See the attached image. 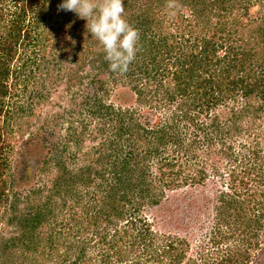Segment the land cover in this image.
I'll list each match as a JSON object with an SVG mask.
<instances>
[{
    "label": "trees",
    "instance_id": "obj_1",
    "mask_svg": "<svg viewBox=\"0 0 264 264\" xmlns=\"http://www.w3.org/2000/svg\"><path fill=\"white\" fill-rule=\"evenodd\" d=\"M62 2L0 0V207L7 205L6 222L16 231L0 240V264L19 258V264H183L188 241L154 229L145 212L180 184L203 185L199 164L182 178L187 167L178 155L197 161L200 153H226L225 137L239 136L247 116L264 107L253 102L264 101V63L259 72L251 67L264 46V16L251 30L254 18L243 21L250 6L264 8V0H176L174 8L167 0H125V18L139 30L140 42L121 76L109 70L87 21L58 12ZM55 72L66 78L65 98ZM36 78L41 84L49 79L50 90H58L54 97L68 105L53 102L56 109L25 126L31 131L17 164L24 169L32 148L40 158L27 177L17 179L26 183V191L18 192L11 185L10 122L24 112L38 113L44 95L35 88L34 106L12 112L5 99L19 83ZM109 78L127 88L131 105L106 100ZM246 129L244 163L232 166L230 183L212 204L209 247L203 245L198 259L187 258L189 264L251 263L250 246H258L264 219V144ZM71 163L77 167L69 168ZM253 203L259 211L249 207ZM243 223L247 227L240 229ZM245 235L254 241L242 250Z\"/></svg>",
    "mask_w": 264,
    "mask_h": 264
},
{
    "label": "rangeland",
    "instance_id": "obj_2",
    "mask_svg": "<svg viewBox=\"0 0 264 264\" xmlns=\"http://www.w3.org/2000/svg\"><path fill=\"white\" fill-rule=\"evenodd\" d=\"M253 2V0H252ZM10 5V3H9ZM13 9V8H12ZM247 17L246 19H243L244 23H248L249 20H252L254 18V23L252 26H250V30L253 28H256V26L261 22V17L264 16V8L260 7L259 4H254L250 6L248 12H247ZM237 26V25H236ZM245 33V34H244ZM250 33L249 29L245 30L242 35H246ZM257 54L253 55L252 59L253 62H251V67L253 71L259 72V65L263 62L264 63V46L259 45L258 51H256ZM260 59V61H259ZM248 64H245L244 67H247ZM56 78L55 86H62V88L59 90V94L63 95L64 94V88L65 85L64 83L66 82V78H61L60 72H55L54 73ZM122 74H120L121 76ZM126 81V78L124 77H118V79H121ZM259 78H261L259 76ZM36 82H30V81H24L23 83H19L17 85L16 89L12 90V93H14V96L9 97L5 99V105L7 107H11V112L13 109H15L17 106L23 105V107H28L34 106V102L32 100L37 97L36 95V90L37 91H42L43 95L42 98L39 96V102L37 101L36 103V111L38 113L30 115L29 117H26L27 112L21 113V116L17 115L18 117H14L12 119L11 123V133L9 136H12L11 138H8L9 142L12 143L14 146V152L10 156V159L12 161L11 163V174H12V187L13 191H18V192H24L26 190L22 189L23 187L26 186V183L21 181V185L17 184V179L22 177H27L29 175V169L30 167L34 168L36 167V163L38 162L40 155L38 154L39 151L35 149H30L28 151V154H25L26 157H24V169L21 168L17 164V155H18V150L21 148L20 144H22V141L25 140V135L31 131V127L29 126L28 129L25 128V126L31 122H35L38 119V114L44 113V115L51 109H56L57 105H53V102L58 104L61 102L63 106H67L68 103L64 99L65 95H63L64 98H58L54 97V92L58 91L55 87L50 90V80L47 78L41 84V82L36 78ZM110 83L108 84V87L110 88L106 96V100L108 102H114L116 104H122V105H131L133 102V97L132 95L127 92L126 87H122L121 82H115L113 78H109ZM8 83H11L9 81ZM52 86V85H51ZM36 88V90H35ZM87 91V87H82L83 89ZM49 89V90H48ZM51 93V101H49L50 96L47 98L46 92ZM54 91V92H53ZM88 91L93 92L94 87H90ZM56 98V99H55ZM255 105H263L264 106V101H258L255 100L253 101ZM62 106V107H63ZM242 106V105H241ZM58 107V106H57ZM227 107H231V104ZM27 109V108H26ZM261 109V108H260ZM223 116L228 115V109L224 108L223 109ZM254 114V113H252ZM257 114V117L254 118V116ZM245 117V116H244ZM251 118L249 119V116H247L246 120H244L243 124L240 126L241 128V133L238 135H235L234 137L228 136L225 137L223 143L224 147L228 148L230 147V150H228L226 153H221L220 151L216 153V150H213V153L210 154L209 156L207 154H199V157L196 160H188L186 156H181L178 155L177 159L181 163H183V166L187 167L186 170H183L181 172L182 178H184L185 174L191 175L195 174L197 169L199 168L197 164L202 166V169L204 170L205 173V179L204 183L202 186L199 185H193L191 183H185L184 185L180 184L173 193L169 192L166 193V197L163 201H161V204H159L157 207H155L154 210H148L145 212L146 215L149 216V220L152 221V225L154 229L159 230L161 233H177L180 235L182 238L186 239L189 244V248L187 250V257L183 259V264H189L187 258H196L198 259V255H200L199 250L203 247V245H206L209 247V243L207 240L211 236V231H212V220L211 216L213 214L212 211V204L215 203V195L216 192L220 189L225 188L224 186L228 185L230 183V170L233 167H236L239 165H242L244 163L243 156L246 154V147L241 146L240 143H244L246 140L250 139L247 138V135H245V131L247 132L246 128H252L254 134H258L259 138L258 141L262 143V146L264 144V107H262L261 110H258L255 112V114L250 116ZM91 120V119H90ZM37 122V121H36ZM93 123V120L91 121ZM22 124V126H20ZM33 125V124H31ZM59 127V126H58ZM61 127V126H60ZM66 129V125H64L61 130ZM49 134L51 133V129H49ZM24 134V135H23ZM64 135L65 132H62L61 135ZM25 136V137H24ZM14 137V138H13ZM47 138H45L46 140ZM250 141V140H248ZM219 146L221 145H216L214 146L215 148L217 147L219 150ZM216 148V149H217ZM35 150V151H34ZM262 150V149H261ZM263 151V150H262ZM177 156V155H175ZM95 157V155H93ZM263 157V156H262ZM86 158L81 157V164H83L84 160ZM83 161V162H82ZM87 162H89L87 160ZM86 162V163H87ZM154 166V165H153ZM74 167H77V165H74L71 163L69 168L75 169ZM237 167V168H238ZM26 174H25V172ZM33 174L30 175V182L35 180L33 178ZM21 179V178H20ZM16 181V184H15ZM28 189V187H27ZM242 202V200L240 201ZM244 206V205H243ZM253 207L255 212L261 208L258 206H254V203L249 206ZM7 208V209H6ZM6 208L1 206L0 207V240L1 238H8L13 236V234L16 233L15 228L7 224L6 218H5V213H7L8 216V207L6 205ZM240 209H245L246 206L239 207ZM264 213V212H263ZM4 216V217H3ZM232 220V218H230ZM240 221V219H239ZM263 227L261 230H258V237L257 239L259 240L258 246L255 248L250 246L249 236L245 235L243 237L244 242L240 243V247L242 250H245L246 247L250 246V251H251V263L250 264H264V219L262 220ZM242 223V222H241ZM248 225V223H247ZM240 229L246 228V224L240 225ZM225 229V228H224ZM210 234V235H209ZM205 240V242H204ZM231 241H227V243H230ZM233 244V243H232ZM41 250V249H38ZM21 258H19L18 262H21ZM16 262V264H19ZM52 263V262H50ZM24 264H32L31 262L27 263L25 261Z\"/></svg>",
    "mask_w": 264,
    "mask_h": 264
},
{
    "label": "clouds",
    "instance_id": "obj_3",
    "mask_svg": "<svg viewBox=\"0 0 264 264\" xmlns=\"http://www.w3.org/2000/svg\"><path fill=\"white\" fill-rule=\"evenodd\" d=\"M167 7H176V0H167ZM57 9L87 21V32L103 46L111 72L129 71L139 51L140 32L125 18V0H63Z\"/></svg>",
    "mask_w": 264,
    "mask_h": 264
}]
</instances>
